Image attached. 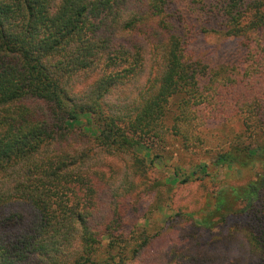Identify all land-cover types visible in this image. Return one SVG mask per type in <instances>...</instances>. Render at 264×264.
Listing matches in <instances>:
<instances>
[{"label":"trees","instance_id":"16d2710c","mask_svg":"<svg viewBox=\"0 0 264 264\" xmlns=\"http://www.w3.org/2000/svg\"><path fill=\"white\" fill-rule=\"evenodd\" d=\"M207 35L240 47L203 63L190 45ZM203 101L237 116L253 141L217 166L258 168L221 191L203 228L236 204L263 225L264 0H0V264H209L147 255L159 234L115 244L124 217L113 210L130 200L109 184L115 166L101 153H131L135 167L163 160L166 127ZM246 239L243 264H264V231Z\"/></svg>","mask_w":264,"mask_h":264},{"label":"rangeland","instance_id":"374dc122","mask_svg":"<svg viewBox=\"0 0 264 264\" xmlns=\"http://www.w3.org/2000/svg\"><path fill=\"white\" fill-rule=\"evenodd\" d=\"M176 7L185 8L183 3H177ZM196 19L195 15L188 17V22L193 24ZM238 43L236 39L218 35L198 36L190 50L199 54L196 59L203 63L219 62L225 58L229 60L240 47ZM120 100L115 104L122 103ZM200 103L189 114L187 123L181 122L174 127L169 124L164 130L158 148L163 160L157 161L153 155L135 167V157L131 153L108 155L101 152L102 158H110L112 167L115 166L107 179L109 184L122 201L130 200L113 210L115 215L124 217L114 242L137 248L146 238L159 234L152 240L155 243L147 255L169 260L177 251V258L197 257L210 261L209 264H243L249 257V251H245L246 236L249 232L251 235L264 231L260 212L242 214V205L236 204L234 213L215 217L210 229L203 228L200 218L212 214L221 191L255 179L258 168L219 167L215 163L220 153L253 141L244 134L243 123L237 116L213 113L208 102L207 105L206 101ZM259 139L264 140V136ZM135 152L144 153V149L137 148ZM101 162L106 164L105 160ZM204 165L207 169L203 170ZM176 176L178 181L174 183ZM186 178L189 181L181 183ZM103 217V213L98 215L95 223ZM119 232H123V238Z\"/></svg>","mask_w":264,"mask_h":264}]
</instances>
